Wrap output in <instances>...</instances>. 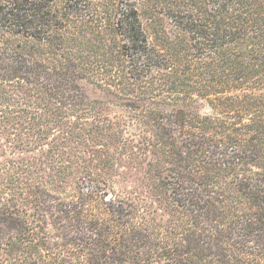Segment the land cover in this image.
Listing matches in <instances>:
<instances>
[{
	"label": "trees",
	"instance_id": "obj_1",
	"mask_svg": "<svg viewBox=\"0 0 264 264\" xmlns=\"http://www.w3.org/2000/svg\"><path fill=\"white\" fill-rule=\"evenodd\" d=\"M19 120L84 149L50 181L71 199L8 171L0 264H264V0H0V126ZM102 137L150 152L148 195H121Z\"/></svg>",
	"mask_w": 264,
	"mask_h": 264
},
{
	"label": "rangeland",
	"instance_id": "obj_2",
	"mask_svg": "<svg viewBox=\"0 0 264 264\" xmlns=\"http://www.w3.org/2000/svg\"><path fill=\"white\" fill-rule=\"evenodd\" d=\"M62 1L55 0V3L58 5ZM78 82L82 92L89 99L103 101V109H101L103 114L113 119H115L113 117L115 115H123L124 111L117 105L118 101L111 94L85 80ZM42 127L46 131L43 135L33 134L24 120H19L16 123L11 122L6 127L0 126V185L2 183L0 199L3 201L13 198V187L8 185L6 178L10 173L8 171L17 169L20 175L23 174V178L37 176L52 189L50 181H53L56 168L60 166V162L63 166L67 164L73 166V161L79 159V156L83 154L84 144H79L82 139L75 134L77 129L73 128L71 130L73 133L64 134L59 127L50 124H44ZM94 144L98 150L116 158L115 171L118 175L115 178L119 186L124 189L121 195H126L128 191L136 192L140 196L148 195L144 188L143 175L147 168V161L151 159L149 151L130 157L123 152L121 144L116 139L113 138L112 140L107 137L97 139ZM53 149L57 152L59 160L55 157L53 159ZM101 156L104 157L102 154ZM23 169L28 171L24 173ZM68 180V183L64 182L62 188L52 189L50 193L60 196L62 199L74 198L73 194H77L78 188H76V184L71 183L72 179ZM88 181L85 180V186H88ZM22 182L24 181L22 180ZM28 206H30L29 203L25 208L28 209ZM158 213H162L163 218L166 217L163 211L159 210Z\"/></svg>",
	"mask_w": 264,
	"mask_h": 264
},
{
	"label": "water",
	"instance_id": "obj_3",
	"mask_svg": "<svg viewBox=\"0 0 264 264\" xmlns=\"http://www.w3.org/2000/svg\"><path fill=\"white\" fill-rule=\"evenodd\" d=\"M110 196V194H108V197Z\"/></svg>",
	"mask_w": 264,
	"mask_h": 264
}]
</instances>
